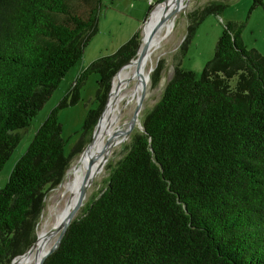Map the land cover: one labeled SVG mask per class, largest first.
<instances>
[{"label": "trees", "instance_id": "obj_1", "mask_svg": "<svg viewBox=\"0 0 264 264\" xmlns=\"http://www.w3.org/2000/svg\"><path fill=\"white\" fill-rule=\"evenodd\" d=\"M226 5L212 1L187 15L181 55L201 21ZM100 7L101 0H0V171L96 34ZM243 28L224 24L199 78L176 63L144 131L43 264H264V57L246 48ZM139 45L136 32L90 63L13 166L0 190V264L34 244L45 188L59 185L89 141L113 77ZM91 74L99 76L98 107L65 155L58 110L69 97L75 103Z\"/></svg>", "mask_w": 264, "mask_h": 264}, {"label": "rangeland", "instance_id": "obj_2", "mask_svg": "<svg viewBox=\"0 0 264 264\" xmlns=\"http://www.w3.org/2000/svg\"><path fill=\"white\" fill-rule=\"evenodd\" d=\"M212 1L226 3L227 5L220 14L208 15L201 21L186 45V52L184 55H181L179 47L187 35V15ZM253 1L254 0H188L185 9H181V11L173 9L169 12L168 16L170 20L172 19L171 21H173V24L164 35V37L166 36L165 39L161 40L159 49L152 57L153 69L149 75V81L146 84V94L141 111L137 117L136 126L129 137L120 136L119 140L109 148V150H113L110 151L106 157V163L102 172L97 177H95V173L93 172L91 185L86 190L83 203L78 209L75 219L83 216L88 206L96 200L106 188L109 177L117 162L126 153L133 137L141 133L143 120L146 114L160 99L167 82L172 77L176 63H179V68L181 70L192 72L199 78L204 66L213 57L216 42L222 33L224 24L227 22L244 24V28L241 32V39L244 45L247 49L256 50L264 57V0H262L261 6L252 8ZM148 7L146 0H114L112 4H110V0H101L96 34L89 40L81 58L69 70L58 88L51 94L49 100L30 121L29 126L21 132V141L12 151L9 159L0 171V190L6 185L15 163L26 152L36 130L44 122L50 111L57 107L69 92L76 77L94 60L112 55L136 32H140L141 40L144 29L142 24L143 21L148 18ZM153 10L154 7L149 15ZM153 24L154 21L152 20V25ZM154 76L156 78V83L152 82V77ZM98 79V75L91 74L77 90V99L75 103L70 104L72 97H69L67 106L58 110L57 120L61 127V137L65 141V155H69L79 142L82 126L88 112L96 110L98 107V102L95 101ZM135 103L131 106L128 104L125 105V103L121 104L120 124L130 120ZM123 105L125 106L123 107ZM95 128L93 130L94 132ZM124 129L125 128H123V130ZM93 131L89 136V141L86 140L87 143L84 144L82 151L72 158L69 169L75 165L84 149L91 142L92 135H94ZM59 185L53 189L45 188L44 206L37 222L36 232L40 228L44 217L47 216L48 208L51 205L53 196L57 194L56 189H58Z\"/></svg>", "mask_w": 264, "mask_h": 264}, {"label": "bare ground", "instance_id": "obj_3", "mask_svg": "<svg viewBox=\"0 0 264 264\" xmlns=\"http://www.w3.org/2000/svg\"><path fill=\"white\" fill-rule=\"evenodd\" d=\"M187 1L167 0L165 3L156 7L151 13L148 23L144 26L141 38L147 45L146 53L140 58L143 46L142 42L136 58L120 69L113 77L111 92L98 120L92 140L84 149L75 165L68 170L58 189H56L57 194L53 196L51 205L47 211V216L44 217L40 228L36 232L38 236L36 248L26 256L15 259L12 264H38L45 253L53 247L58 234L49 238L44 236V234L48 233L52 227L63 222L66 215L74 206L80 187L85 179L92 177V180L93 172L95 173V177L102 172L106 163V157L113 150H109V148L119 140L120 136L125 137L124 133L128 128L129 121L120 124V106L123 103L131 106L136 102V98L140 95L139 92L143 84H147L149 81V75L153 69L152 57L159 49L161 40L165 39L166 36L164 37V35L173 24L172 19H169V12L173 9H177V11L183 10ZM152 20L154 21L153 25ZM158 21L161 22L152 31ZM123 128L125 129L123 130Z\"/></svg>", "mask_w": 264, "mask_h": 264}, {"label": "water", "instance_id": "obj_4", "mask_svg": "<svg viewBox=\"0 0 264 264\" xmlns=\"http://www.w3.org/2000/svg\"><path fill=\"white\" fill-rule=\"evenodd\" d=\"M166 1H167V0H164V1L161 2V3H157L156 7H158L159 5L165 3ZM187 4H188V1L185 3L183 9L186 8ZM156 7H155V8H156ZM150 16H151V14L148 16L147 20L145 21L144 26L148 23V21H149V19H150ZM160 22H161V21H158V22L154 25L152 31H153L154 29H156V27H158V25H159ZM142 42H143V41H142V39H141V40H140L139 49H140V46H141V43H142ZM142 45H143V46H142V51H141L140 58H142V57L144 56V54L146 53V51H147V47H146L147 45H146L144 42L142 43ZM139 49H138V52H139ZM138 52H137V54H138ZM140 58H139V60H141ZM131 61H132V60H131ZM131 61H130V62H131ZM130 62H129V63H130ZM129 63H128V64H129ZM126 65H127V64H126ZM124 66H125V65H124ZM124 66H123V67H124ZM123 67H122V68H123ZM122 68H121V69H122ZM111 87H112V82H111ZM110 92H111V88H110V91H109L108 97H109V95H110ZM145 94H146V84L144 83L143 86H142V88H141L140 95L136 98V103H135L134 111H133L132 116H131V118H130V120H129L128 128H127V130H126L125 133H124L125 137H129V136L131 135V133L133 132L135 126H136V123H137V117H138V115H139V113H140V111H141V107H142L143 100H144V98H145ZM107 100H108V98H107ZM106 103H107V101H106ZM105 106H106V104H105ZM124 106H125V105H123V107H124ZM104 108H105V107H104ZM99 118H100V116H99ZM99 118H98V120H99ZM98 120H97V123H98ZM97 123H96V124H97ZM95 126H96V125H95ZM143 131H144V129H143V126H142V131H141V133H142ZM93 133H94V131H93ZM92 136H93V135H92ZM63 178H64V177H63ZM63 178H62V179H63ZM91 178H92V177H87V178L85 179V181L83 182V184L81 185L80 190H79V194H78V198H77V200H76L74 206L72 207L71 211H70V212L66 215V217L64 218L63 222H62L61 224L55 226V227H52V229H50V231H49L48 233L44 234V236H46L47 238H49V237H51V236H53V235H56V234H58V236H57V238H56V240H55V242H54L53 247H51V248L45 253V255L41 258V260H40V262H39L38 264H43V263L45 262L46 258H47L48 256H50L51 254H53V253L56 251V249L59 247V245H60V243H61V241H62V238H63L64 234L66 233V231H67L69 225H70L71 222L73 221V218H74L76 212L78 211L79 207L81 206V203H82V200L84 199V196H85L86 190H87V188L90 186V184H91V182H92ZM61 181H62V180H61ZM37 240H38V236H37V234H36V240H35L34 244L31 246V248H30L27 252H25L24 254H22V255H20V256H17L16 258H14V259L11 261L10 264H12V263L14 262L15 259H17V258H21V257H24V256H26L28 253H30L31 251H33V250L36 248V246H37Z\"/></svg>", "mask_w": 264, "mask_h": 264}, {"label": "built area", "instance_id": "obj_5", "mask_svg": "<svg viewBox=\"0 0 264 264\" xmlns=\"http://www.w3.org/2000/svg\"><path fill=\"white\" fill-rule=\"evenodd\" d=\"M147 1V4H148V6H151V7H154V9H155V7H156V0H146Z\"/></svg>", "mask_w": 264, "mask_h": 264}, {"label": "crops", "instance_id": "obj_6", "mask_svg": "<svg viewBox=\"0 0 264 264\" xmlns=\"http://www.w3.org/2000/svg\"><path fill=\"white\" fill-rule=\"evenodd\" d=\"M145 21H146V20L143 21V24H142L143 26H144Z\"/></svg>", "mask_w": 264, "mask_h": 264}]
</instances>
